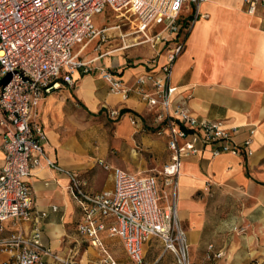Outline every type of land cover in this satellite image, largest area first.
Returning <instances> with one entry per match:
<instances>
[{"label":"crops","instance_id":"obj_1","mask_svg":"<svg viewBox=\"0 0 264 264\" xmlns=\"http://www.w3.org/2000/svg\"><path fill=\"white\" fill-rule=\"evenodd\" d=\"M244 8L245 0L203 3L206 17L186 35L172 71L174 102L184 101L198 119L222 122L240 146L239 154L216 156L212 153L218 146H206L182 160L177 213L187 233L191 264L264 259V8L254 15ZM110 33L108 38H120L116 31ZM135 46H146L140 51H150L152 61L127 66L117 58L116 53ZM166 47L163 42L120 47L105 53L107 60H101L102 54L95 56L91 65L116 69L125 84L133 85L138 76L164 63ZM72 78V87L63 85L48 94L36 111L49 157L79 173L89 193L112 191L115 168L137 175L161 172L170 160L167 140L151 127V116L139 97L111 93L98 70L76 71ZM111 111L117 115L110 116ZM247 140L250 144L244 147ZM3 157L0 128V167ZM28 182L35 221L18 227L24 233L38 227L41 244L61 259L47 256L44 264H97L103 254L77 231L82 215L67 190L66 175L40 165ZM15 229L6 223L1 237ZM99 238L119 264H131L120 239L110 237L107 228ZM217 253L221 256L215 257ZM166 254L161 243L151 239L144 245V264H173V256L162 263ZM9 257V252H0V264Z\"/></svg>","mask_w":264,"mask_h":264},{"label":"built area","instance_id":"obj_2","mask_svg":"<svg viewBox=\"0 0 264 264\" xmlns=\"http://www.w3.org/2000/svg\"><path fill=\"white\" fill-rule=\"evenodd\" d=\"M206 1L0 0V76L9 78L7 84L0 85L4 155L0 167V252L10 253L1 264H44L47 256L61 262L41 244L38 227L30 233L18 227L35 221L28 180L40 165L68 178L67 190L82 215L77 231L103 254L97 264H119L99 238L106 228L110 237L121 240L131 264H144V245L151 239L161 243L164 253L172 254L173 264H191L187 233L177 213L182 160L206 146H218L213 156L240 152L222 122L198 119L184 101L174 102L176 87L170 83L173 67L185 48L186 35L198 19L206 17L201 12ZM260 8H264V0H245L247 14L254 15ZM106 10L126 23L98 29L93 18ZM126 24L136 39L122 48L142 43L167 45L164 63L156 71L138 76L133 85L125 84L116 69L95 67L91 65L94 60L79 58L91 41H104L106 33L116 31L124 39L121 26ZM93 70L99 71L111 93L139 97L151 116V127L166 137L170 153L169 162L155 175L115 168L114 189L98 193H89L79 173L63 169L49 157L46 132L36 119L37 108L48 94L63 85L72 87L74 72ZM109 114L115 116L117 112ZM249 144L247 140L243 146ZM8 222L16 229L1 237ZM250 264H264V259Z\"/></svg>","mask_w":264,"mask_h":264},{"label":"rangeland","instance_id":"obj_3","mask_svg":"<svg viewBox=\"0 0 264 264\" xmlns=\"http://www.w3.org/2000/svg\"><path fill=\"white\" fill-rule=\"evenodd\" d=\"M122 23H126L125 20H117L114 17V14L109 12L108 10L104 11L101 14L96 15L93 18V24L95 27H97L98 29L103 28V27H109L112 25H116V24H122ZM121 30H122V34L126 35L124 39L122 38H108L106 35V39L104 41H100L97 39H94L93 41H91L85 48L84 50L81 52L82 53V58L84 61H92L91 59L94 58L95 56H101V54L103 55L101 58V60H107V58H110L109 56L105 57V53H108L110 51V53H112L113 51L120 49V47L123 46V44L125 43L126 45L133 43L136 39V36L132 35L130 33L131 29H130V25L126 24L121 26ZM109 34H111L109 32ZM78 48V46H76L74 48V51ZM146 51L147 47L146 46H135L129 49H126L123 51L122 55H118L121 52L116 53L117 58L121 57L124 60H126V64L127 66L130 65H134L140 62V60L142 61H147L150 62L152 61V53L149 51L148 54L141 52V51ZM0 75H2V73L0 72ZM8 77L6 76H0V82H2L3 85L7 84L8 82ZM105 173H107V171H105ZM121 241V240H120ZM122 244V243H121ZM190 252H191V248L189 247V257H190ZM172 259V254L171 253H167L165 255V257L163 258L162 263H167Z\"/></svg>","mask_w":264,"mask_h":264},{"label":"trees","instance_id":"obj_4","mask_svg":"<svg viewBox=\"0 0 264 264\" xmlns=\"http://www.w3.org/2000/svg\"><path fill=\"white\" fill-rule=\"evenodd\" d=\"M0 85H2V82H0Z\"/></svg>","mask_w":264,"mask_h":264}]
</instances>
